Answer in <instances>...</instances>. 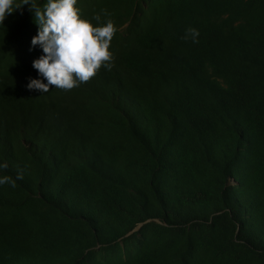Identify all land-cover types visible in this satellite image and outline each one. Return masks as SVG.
I'll list each match as a JSON object with an SVG mask.
<instances>
[{
  "label": "trees",
  "instance_id": "16d2710c",
  "mask_svg": "<svg viewBox=\"0 0 264 264\" xmlns=\"http://www.w3.org/2000/svg\"><path fill=\"white\" fill-rule=\"evenodd\" d=\"M79 6L117 31L71 89L26 86L28 5L0 25V264H264V0Z\"/></svg>",
  "mask_w": 264,
  "mask_h": 264
},
{
  "label": "clouds",
  "instance_id": "9594fccd",
  "mask_svg": "<svg viewBox=\"0 0 264 264\" xmlns=\"http://www.w3.org/2000/svg\"><path fill=\"white\" fill-rule=\"evenodd\" d=\"M23 5H28L38 24L26 39L35 50L32 63L38 70L37 76L28 80L29 89L47 92L53 85L71 89L89 80L102 65L111 68L110 45L117 31L111 17L104 22L97 13L94 19L98 22L93 23L84 15L79 0H0V25H4L9 13ZM198 37L199 29L190 26L184 38L197 41ZM36 45L42 53L36 51ZM7 167L6 162L0 164V168ZM17 175L22 178L23 173ZM9 181L15 183L10 175H0V184Z\"/></svg>",
  "mask_w": 264,
  "mask_h": 264
},
{
  "label": "water",
  "instance_id": "95a60500",
  "mask_svg": "<svg viewBox=\"0 0 264 264\" xmlns=\"http://www.w3.org/2000/svg\"><path fill=\"white\" fill-rule=\"evenodd\" d=\"M150 220H147V221H145V222H143V223H140V224H138L131 232H129L128 234H126L125 236H127V235H129L130 233H132L133 231H135V230H138L143 224H145V223H147V222H149ZM156 222H159L158 220H156Z\"/></svg>",
  "mask_w": 264,
  "mask_h": 264
}]
</instances>
